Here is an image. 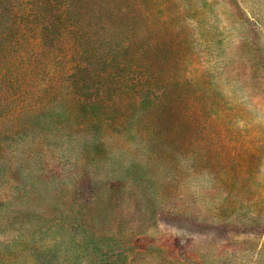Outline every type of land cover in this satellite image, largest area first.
<instances>
[{"label": "rangeland", "instance_id": "obj_1", "mask_svg": "<svg viewBox=\"0 0 264 264\" xmlns=\"http://www.w3.org/2000/svg\"><path fill=\"white\" fill-rule=\"evenodd\" d=\"M0 264H264V0H0Z\"/></svg>", "mask_w": 264, "mask_h": 264}]
</instances>
